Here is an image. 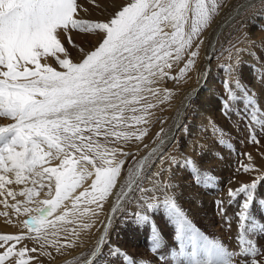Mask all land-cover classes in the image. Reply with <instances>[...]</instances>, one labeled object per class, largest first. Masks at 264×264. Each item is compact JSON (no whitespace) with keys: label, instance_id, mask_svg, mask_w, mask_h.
<instances>
[{"label":"snow or ice","instance_id":"snow-or-ice-1","mask_svg":"<svg viewBox=\"0 0 264 264\" xmlns=\"http://www.w3.org/2000/svg\"><path fill=\"white\" fill-rule=\"evenodd\" d=\"M222 7L223 0H129L109 19L96 21L79 18L82 8L78 0H0V117L14 121L0 127V189L12 183L33 185L18 193L7 192L13 200L17 195L26 197L25 202L12 205L17 214L32 212L29 203L42 205L35 209L38 216L23 222L36 235H0V248L6 249L0 253V264H30L26 254L37 252L36 247L29 249L24 245L14 251L26 239L34 240L41 249L51 244L59 251L63 246L50 237H58L61 232L75 235L77 227H89L83 217L97 215L103 202L113 195L125 164V160L117 157L129 155L122 147L110 145L143 139L146 129H125L148 123L149 110L155 105L141 106V101L147 98L145 94L156 96L161 89L153 85L166 77L176 79L166 71L173 61L185 55L198 56V51L192 49L204 43L202 35ZM73 32L93 35L100 43L85 52L74 40ZM61 37L83 53L82 59L73 61ZM239 52L237 49V66ZM49 59L57 67L49 64ZM192 64L190 59L188 66ZM227 70L231 75L232 68ZM186 71L187 68L183 69L181 74ZM226 89L230 101L247 100L250 127L254 124L264 130L258 101H253L240 81L234 87L226 84ZM138 112L140 115H126ZM251 142L259 143L254 131ZM158 151L153 149L152 155ZM165 158L169 164L181 166L172 155H162L161 163ZM149 159L146 157L127 170L113 214L123 203H135L139 210L133 213V221L139 227L150 223V213L162 211L174 226L178 255L184 257V264H237V256L239 264H264V259H257L264 255L262 246L253 243V237H264V216L258 218L255 214L257 210L264 212V192L259 208L257 205V191L264 189V175L257 177L258 182L229 189L230 202L238 205L235 216L239 251L234 252L193 229L174 197L168 195L172 185L164 181L162 173L170 169L151 173V187L142 183ZM52 161L59 164L46 166ZM183 165L191 166L197 183L210 181L190 159H185ZM249 170L250 167H244L245 172ZM93 175L90 188L74 196ZM53 191L51 199H35L42 192L52 196ZM136 192L138 196L134 195ZM69 199L73 201L71 219L67 210L49 219ZM81 203L94 204L96 209L80 210ZM222 203L217 201L218 207ZM66 223L75 227L69 229ZM110 226L111 219L105 228ZM106 243L107 233L101 236L98 250L92 255L102 254ZM161 243L153 230L152 250H158ZM66 246L73 244L69 242ZM112 251L119 254L115 249Z\"/></svg>","mask_w":264,"mask_h":264},{"label":"bare ground","instance_id":"bare-ground-1","mask_svg":"<svg viewBox=\"0 0 264 264\" xmlns=\"http://www.w3.org/2000/svg\"><path fill=\"white\" fill-rule=\"evenodd\" d=\"M128 2L129 0H78V4L82 8L79 12V18L105 21ZM259 30H264V0H223V7L219 15L215 18L211 27L202 35L204 43L198 49L195 46L192 49L198 51V56L192 58L189 55H185L183 59L173 61L172 67L166 71L170 77H176V79L166 77L163 81H159L153 85V87L161 89L160 93L156 96L145 94L147 98L141 101V106L146 103L155 105L154 108L149 110L150 115L147 116L148 123L125 129L127 131L146 129L147 134L142 140L133 138L127 143L110 145V147H122L125 152L129 153L127 156L117 157L118 159L125 160V164L117 187L113 190V195L103 202V207L97 210V215L90 217L89 214L83 217V222L88 223L89 227H77L75 235L61 232L58 237H50L58 240L59 245L63 246L60 247L59 251L56 246L51 244L41 249L40 245L35 241H27L26 245L29 249L32 247L38 249L37 252H28L26 254L25 258L30 260V264H79L83 260L85 261L80 264H100L99 262L103 258L102 254H97L96 256L92 254L98 250L99 240L105 233H107V243L102 246V253L105 250H110L111 247L115 248L117 244L119 251L122 250L123 243L120 240L117 242L115 236H120L121 239L133 243L132 232L125 230V226L129 224V219L123 220L122 217L128 213L129 209H134V203H123L122 207L115 214H113L112 208L115 206L116 195L121 187L124 167L127 165L131 167L138 165L146 157H150L145 169V179L142 181L146 187L152 186L149 183L151 173L162 168L170 169L162 173L164 181L172 185L168 189V194L174 197L178 205L188 212L189 217L195 218L208 215L209 219L211 218V215H213L212 207L223 195H219L217 191H211L207 182L197 183L196 181L193 184L190 182L185 183V176L190 175V177L196 178L191 166H184L183 161L185 159L193 161L196 169L202 175L211 178L213 174H216L220 178L215 177L213 179L221 185L223 181L228 180L226 179V175L232 171L229 166L223 167V165L218 164V160L221 157L219 159L212 157L204 158L212 154L218 155L213 141L210 142V140L219 139L221 145L229 148V150H233L222 139L225 136L224 128H227L226 125L228 124L222 120V123L219 125L220 113L215 114L216 105H214V96L217 92L214 87V74L217 75L220 72L219 69H222L223 73L217 76H220L222 79L230 80L234 84L237 80L240 81L242 87L247 89L248 93L251 94L253 101H258L257 107L262 110L260 118H264V37H261ZM236 31L240 32L232 37ZM72 35L74 40L84 48L85 52L94 50L100 43V40L93 35L85 36L75 32ZM61 39L74 62L82 59L83 53H79L77 49L68 45L66 39L63 37ZM237 49L240 50L239 66L236 64ZM190 59L193 60V64L188 66ZM41 62L44 63L43 60ZM47 62L53 67H57L52 59H49ZM219 64H222V67H218ZM230 67L232 68L231 75H229L227 70ZM185 68H187V71L181 74ZM57 70L60 69L58 68ZM237 95L239 98L238 91ZM196 96L198 97L197 100H199L198 108L193 114L192 109L196 104L194 100ZM228 103L231 104H228L226 107L228 115H233V120H236L241 111L236 112L234 110L233 101H228ZM241 104L244 107L241 110L250 113V106H248L247 100H242ZM126 115H140V113H126ZM2 121L6 123L1 127L14 123V121L6 117ZM188 121L191 122V128H189ZM248 125L250 126V121ZM253 126L255 125L253 124L251 127ZM257 127L259 126L257 125ZM161 140H163L162 145ZM153 149H159V151L155 155H152ZM255 153L261 155L264 154V151L258 149ZM227 154L230 155L227 151L223 153L224 156H227ZM162 155L165 157L169 155L175 156L177 161L181 163V166L177 167L175 164H169L167 158L161 163ZM261 160V168L264 174V160ZM58 164L59 161H52L51 165L46 166H56ZM234 170H236V167H234ZM237 175L235 171L231 176L232 184L228 185V189L226 188L225 193L227 195H229L227 193L229 189L235 190L239 187L240 178L235 177ZM9 176L12 178V174H9ZM94 178L93 175L85 180L82 187L78 188L73 195L77 196L85 189H89ZM32 186L30 182L27 185L12 183L5 185L4 189H0V192H3V195H0V211H5L8 214L7 218L1 215L5 219L0 222V235H21V233H28L30 230L24 226L23 222L33 216H37L39 213L35 209L42 207V205L39 203H29L27 206L34 209L32 212L27 215L23 213L17 214L12 205L18 201L25 202L26 197L17 195L15 200H13L12 197L7 196V192L11 190L18 193L24 190L25 187ZM134 195L138 196L139 193H134ZM157 195L159 196L161 193H157ZM53 197L54 191L52 196L47 195L46 192H42L35 199L39 201ZM5 201L7 206H5ZM72 203V199L65 201L56 216L61 215L67 210L70 213L68 219H71ZM85 208L96 209V205L84 203L79 205L80 210ZM109 219H111V226L105 228ZM65 227L71 229L75 226L66 223ZM124 233L129 234L131 237H128ZM69 242L73 244L72 247L66 246ZM18 249H20L19 244L16 245L14 251ZM5 250V248H0V253Z\"/></svg>","mask_w":264,"mask_h":264},{"label":"rangeland","instance_id":"rangeland-1","mask_svg":"<svg viewBox=\"0 0 264 264\" xmlns=\"http://www.w3.org/2000/svg\"><path fill=\"white\" fill-rule=\"evenodd\" d=\"M239 32L240 31H236L232 35V37L237 35ZM259 32L261 34V37H264V30H259ZM218 67H222V64H219ZM219 71L220 72H218L217 75L223 73L222 69H219ZM217 75L214 74L215 77L214 87L217 92L214 96V101H215L214 105H216L215 114L220 113L219 122H218L219 125L222 123L221 122L222 120L228 124L226 125L227 128H224L225 136L222 139L225 141L224 143H226L228 146H231L233 150H229V148H226L224 145H221L219 139L210 140V142L213 141V145H215V149L218 151V155L220 153L221 154L219 156L212 154L204 158L207 159L212 157L215 159L216 158L219 159L221 157L222 159L220 158L218 160L219 162L218 164L223 165V167L229 166V168L232 170L226 175L227 177L226 179L228 180L223 181L222 185L219 184L215 179H213L215 177H219L216 174H213L210 181L207 182L208 183L207 185L211 191H217L219 195H223L220 197L219 200L222 201L223 203L219 207L217 203L212 207L213 215H211V218L209 219L208 215L195 217V218L189 217L188 212H186L184 208L180 207L176 200L175 201L178 207L181 209V211L186 215L187 219L190 221L193 229L196 232H198L202 237H205L208 240H215L217 242H220L227 249L234 252H238L239 246L237 243V238L239 235V229H238V221L235 216V213L238 210V205L236 203L232 204L230 202L229 195H227L225 192L228 185L232 184L231 176L235 173V171L236 174H238L235 177L240 178L239 187H241L243 184H250L254 181H257V177L264 175L261 168L262 165L261 159L264 160V154L259 155L258 153H255V151H257L258 149L264 151V130H261L259 127H257V125L253 127H250L248 125L250 121L249 113L245 110H241L242 108H244L241 103H236L233 101V105L235 107L234 110L236 112L241 111V114L236 120H233L232 118L233 115L232 116L228 115V110L225 106V102L230 100L226 89V84L231 85L233 87L235 84L234 82H230V80L228 81L224 80ZM197 99L198 97L196 96V98L194 99L196 104L192 109V113L198 108L199 100ZM3 118L5 117H0V127L6 123L2 121ZM188 125L189 128H191L190 121H188ZM253 131L259 141L258 144L251 142V133ZM182 143L184 144V142ZM209 145H211V143H209ZM226 151L229 152L230 155L227 154V156H224L223 153ZM252 155L253 157H251ZM249 157L251 158L249 159ZM234 167H236V170H234ZM244 167H250V170L248 172H245ZM129 168H131V166L127 165L124 167V176L121 181V186L124 182V179L127 175V170ZM184 180H186L184 181L185 183L186 182L188 183L190 182L192 184L193 182L196 183V179L190 177V175L185 176ZM233 181H235V179H233ZM262 192H264V189H258L257 191L258 208H259L258 201L261 197ZM133 207L134 209H129V210L127 209L128 213L124 214L125 216L122 217L123 220L129 219L128 220L129 224L125 226L126 228L125 230L126 231L130 230L132 232L131 236L133 237L132 239L133 243L127 242V240L125 239L124 240L121 239L120 236L119 237L115 236L117 242H119L120 240L123 243L122 250L119 251L118 244L115 246V248L111 247L110 250H105V252L102 253L103 258L102 260H100L99 263L100 264H131V262H134V264H184V257L178 255L180 248L178 242L174 238V226L169 223L168 218L164 215V213L162 211L156 213H150V223L146 226L138 227L132 218H133V213L135 211H138L139 209H137L135 203L133 204ZM60 209L61 208L57 209V211L53 213V217H50L49 219L54 218L59 213ZM221 209L223 211H221ZM255 214L256 216H258V218L264 216V212H262L261 210H257ZM1 215H4L5 218L8 217V214L5 211H0V222L3 219H5ZM227 221L231 222L230 225L229 223H227ZM153 230H155L156 234L160 236L162 242L161 247L156 251L152 250ZM124 234H126L128 237H131L127 233ZM21 235H25V236L36 235V233L35 232L32 233V231L29 230L28 233L24 232L21 233ZM24 241L26 242L23 243ZM24 241L22 243H19L20 248L24 247L27 241H32V240L26 239ZM253 243H258L259 245H261L262 246L261 251L264 252V237H260L258 235L253 237ZM113 249L117 250L119 254H117L116 251H112ZM236 259H237V264H239V260H240L239 256H237ZM257 259H264V255L258 257ZM84 261L85 260L81 262ZM81 262H79V264Z\"/></svg>","mask_w":264,"mask_h":264}]
</instances>
